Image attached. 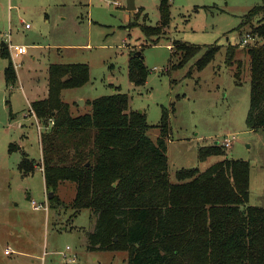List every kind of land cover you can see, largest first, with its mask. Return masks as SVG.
<instances>
[{
	"label": "rangeland",
	"instance_id": "374dc122",
	"mask_svg": "<svg viewBox=\"0 0 264 264\" xmlns=\"http://www.w3.org/2000/svg\"><path fill=\"white\" fill-rule=\"evenodd\" d=\"M169 1L171 23L162 27L161 0H136L135 12L127 10V0H0V264H129L126 251L89 249L88 236L95 232L98 218L88 209L75 215L74 183L60 186L56 193L60 205L50 203L42 134L53 123L38 119L33 104L48 97L53 64L90 68L85 86L62 92L73 117L91 113L89 101L120 91L129 96L130 110L147 115L152 127L148 135L156 141L167 113L173 184L180 170L205 172L225 159L210 156L201 161L200 148L224 147L218 142L235 138L233 147L226 148L227 157L250 164L249 204L264 208V130L247 126L251 64L246 53V48L264 45V40L248 38L260 17L243 23L253 7L264 6V0ZM143 26L159 27L160 34L148 38ZM7 35L13 45L29 48L15 61L22 67L14 85L6 83L9 60L1 56ZM176 41L199 46L202 52L179 67ZM210 46H218L219 52L200 70L197 62ZM231 47L235 56L230 65ZM135 52L143 54L148 69L147 82L140 87L129 78ZM26 157L38 165L27 175L20 167ZM64 253L75 262L65 260Z\"/></svg>",
	"mask_w": 264,
	"mask_h": 264
},
{
	"label": "trees",
	"instance_id": "16d2710c",
	"mask_svg": "<svg viewBox=\"0 0 264 264\" xmlns=\"http://www.w3.org/2000/svg\"><path fill=\"white\" fill-rule=\"evenodd\" d=\"M160 13V25L169 26V0H161ZM258 17L250 36L264 40V6L253 7L243 23ZM160 29L142 27L148 38L158 36ZM175 44L179 67L202 52L199 46ZM5 46L2 42L1 56L9 60L4 76L8 85H14L18 75ZM232 48L230 65L235 56ZM218 52V46L207 47L197 68L207 67ZM246 53L251 64L247 126L251 131L264 130V45L246 48ZM143 58L137 52L130 57L129 78L137 87L148 78ZM89 81L88 65L53 64L48 97L33 104L38 119L53 123L42 134L47 191L56 195L50 203L60 205L56 193L63 183L75 184L71 203L75 215L88 209L98 218L95 232L88 236L89 249L126 251L129 264H264V208L249 204L250 164L228 158L225 147H203L201 161L210 156L225 159L205 172L180 170L177 183H171L167 113L156 141L148 135L152 127L147 115L130 110L129 96L120 91L89 101L92 112L73 117L62 92ZM36 165L26 157L20 167L27 175Z\"/></svg>",
	"mask_w": 264,
	"mask_h": 264
},
{
	"label": "built area",
	"instance_id": "2783aa9c",
	"mask_svg": "<svg viewBox=\"0 0 264 264\" xmlns=\"http://www.w3.org/2000/svg\"><path fill=\"white\" fill-rule=\"evenodd\" d=\"M114 4H115L116 6H120L118 3H114ZM25 28H26V29H30L31 27H30L29 24H26V25H25ZM248 38H251V36L249 35ZM247 41H248V40H244V41H243V44H244V43L246 44ZM5 44H6V45L8 46V48H9V51H10V54H11V61H12V63H13V66H14L15 70L21 68V67H22V64H21V63L16 64L15 61L18 60V59H20V58H22L23 56L27 55L28 52H29V48H28L27 46L13 45V43H12V41H11V37H10V35H7V37H6V43H5ZM234 142H235V138H233V139L226 138V139L224 140V142H223V141H222V143H221V142H218V144L220 143L219 145H223L225 148H227V149H228V148L231 149V148L233 147V145H234ZM33 204L35 205V208H36V209H40V207H38V206L36 205L35 202H33ZM67 249L70 250L69 247H68ZM6 254H9V252L6 251ZM63 255H64V259H65V260H66V259L68 260V255H67V253H64ZM68 262H75V259H74V258L69 259Z\"/></svg>",
	"mask_w": 264,
	"mask_h": 264
},
{
	"label": "water",
	"instance_id": "95a60500",
	"mask_svg": "<svg viewBox=\"0 0 264 264\" xmlns=\"http://www.w3.org/2000/svg\"><path fill=\"white\" fill-rule=\"evenodd\" d=\"M127 10L130 12H135L137 11V6H136V0H127ZM140 54V53H138ZM79 104L81 106H84L85 102L84 101H80ZM142 113V112H140ZM54 198V194L50 193L49 194V200H52ZM117 241V239H115Z\"/></svg>",
	"mask_w": 264,
	"mask_h": 264
},
{
	"label": "crops",
	"instance_id": "0c3cea01",
	"mask_svg": "<svg viewBox=\"0 0 264 264\" xmlns=\"http://www.w3.org/2000/svg\"><path fill=\"white\" fill-rule=\"evenodd\" d=\"M137 10H138V7H137ZM16 72H17V70H16ZM38 168V165H36V168L35 169H37Z\"/></svg>",
	"mask_w": 264,
	"mask_h": 264
}]
</instances>
